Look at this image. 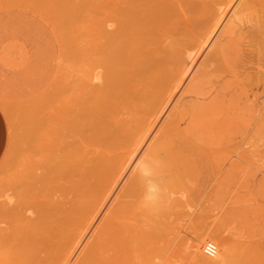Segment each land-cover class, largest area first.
<instances>
[{
  "label": "rangeland",
  "instance_id": "374dc122",
  "mask_svg": "<svg viewBox=\"0 0 264 264\" xmlns=\"http://www.w3.org/2000/svg\"><path fill=\"white\" fill-rule=\"evenodd\" d=\"M203 1L182 81L128 165L127 175L148 157L146 183L131 197L141 207L139 264H264V0ZM86 2L0 0V188L6 171L36 155L44 129L35 121L53 105L70 51L79 64L84 17L98 6L88 13ZM166 122L168 134L156 137ZM207 240L218 245L212 258Z\"/></svg>",
  "mask_w": 264,
  "mask_h": 264
},
{
  "label": "bare ground",
  "instance_id": "6f19581e",
  "mask_svg": "<svg viewBox=\"0 0 264 264\" xmlns=\"http://www.w3.org/2000/svg\"><path fill=\"white\" fill-rule=\"evenodd\" d=\"M89 1L85 11L94 3L93 13L97 2ZM97 5L92 23L85 12L79 64L70 51L53 105L35 121L44 129L36 155L6 171L0 264L141 263L136 251L141 207L135 210L131 197L146 183L148 157L127 175L128 165L182 81V51L206 3L99 0ZM166 123L156 137L168 134Z\"/></svg>",
  "mask_w": 264,
  "mask_h": 264
},
{
  "label": "built area",
  "instance_id": "2783aa9c",
  "mask_svg": "<svg viewBox=\"0 0 264 264\" xmlns=\"http://www.w3.org/2000/svg\"><path fill=\"white\" fill-rule=\"evenodd\" d=\"M202 252L205 256L212 258L217 254V245L211 240L205 241L202 246Z\"/></svg>",
  "mask_w": 264,
  "mask_h": 264
},
{
  "label": "crops",
  "instance_id": "0c3cea01",
  "mask_svg": "<svg viewBox=\"0 0 264 264\" xmlns=\"http://www.w3.org/2000/svg\"><path fill=\"white\" fill-rule=\"evenodd\" d=\"M54 76L52 77V79L54 78ZM5 139H6L5 123L3 121V117H2V115L0 113V155H1L2 151H3V149H4Z\"/></svg>",
  "mask_w": 264,
  "mask_h": 264
}]
</instances>
